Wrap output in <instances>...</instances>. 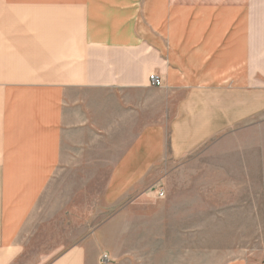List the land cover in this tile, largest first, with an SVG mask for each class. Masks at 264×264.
I'll return each mask as SVG.
<instances>
[{
	"label": "crops",
	"instance_id": "0c3cea01",
	"mask_svg": "<svg viewBox=\"0 0 264 264\" xmlns=\"http://www.w3.org/2000/svg\"><path fill=\"white\" fill-rule=\"evenodd\" d=\"M25 30L48 75L0 81V264H198L167 244L198 231L169 185L216 148L222 218L243 184L258 201L261 143L241 139L261 137L264 0H0L2 46ZM60 221L77 233L53 249Z\"/></svg>",
	"mask_w": 264,
	"mask_h": 264
},
{
	"label": "rangeland",
	"instance_id": "374dc122",
	"mask_svg": "<svg viewBox=\"0 0 264 264\" xmlns=\"http://www.w3.org/2000/svg\"><path fill=\"white\" fill-rule=\"evenodd\" d=\"M34 10H23L21 17L27 19L39 15ZM31 32L12 31L6 36L4 46L0 40V81L1 83H21L45 80L47 67L45 57L35 55V51L29 49ZM16 35V36H15ZM1 37V35H0ZM21 37V40H20ZM16 40V41H14ZM17 62V63H16ZM16 64V65H15ZM251 133V132H250ZM262 147V176L263 182L259 196L255 204L253 202L254 186L250 183L243 184L241 189V202L237 209L239 212L229 218H222V185L220 167L222 155L220 149H213V154L202 157L198 163V174L192 178L187 168L182 177L173 179L170 183V191L184 193L191 196V204L197 205L198 231L196 233H167V244H180L182 256L196 259L198 264H224L228 261L246 258L250 264H264V114L261 125V137L245 136L241 139L244 145H259ZM214 144L217 143L215 139ZM257 156V154H256ZM246 162L253 166V153L248 151L243 154ZM257 167V161H256ZM192 171H196L193 169ZM252 175V174H251ZM166 185L159 183L152 186L151 192L163 190ZM238 188L235 186V196ZM94 192V191H93ZM257 193V186L255 188ZM232 195V190H231ZM89 203L92 204V201ZM103 218H97L102 220ZM193 222V217H192ZM60 221L55 225L53 249L64 244L65 238L77 233V226L68 229L63 227ZM177 228V226H175ZM185 228V227H182ZM161 235V234H160ZM171 237V238H170ZM50 244L49 239L44 242ZM50 248L40 249L46 253ZM176 255L177 251L174 250ZM167 256L169 254L167 253ZM99 259V258H98ZM111 261V260H110ZM99 264V261H98ZM111 264V263H110Z\"/></svg>",
	"mask_w": 264,
	"mask_h": 264
},
{
	"label": "built area",
	"instance_id": "2783aa9c",
	"mask_svg": "<svg viewBox=\"0 0 264 264\" xmlns=\"http://www.w3.org/2000/svg\"><path fill=\"white\" fill-rule=\"evenodd\" d=\"M150 86L154 88H160L162 86L161 79L156 74H151L148 78ZM157 198L162 199L164 198V192L162 190H159L156 192ZM99 264H110V258L107 254H101L99 256Z\"/></svg>",
	"mask_w": 264,
	"mask_h": 264
}]
</instances>
